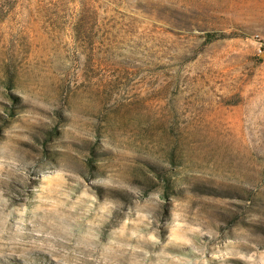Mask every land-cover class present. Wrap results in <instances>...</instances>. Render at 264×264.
I'll return each mask as SVG.
<instances>
[{"label": "rangeland", "instance_id": "374dc122", "mask_svg": "<svg viewBox=\"0 0 264 264\" xmlns=\"http://www.w3.org/2000/svg\"><path fill=\"white\" fill-rule=\"evenodd\" d=\"M0 264H264V0H0Z\"/></svg>", "mask_w": 264, "mask_h": 264}]
</instances>
